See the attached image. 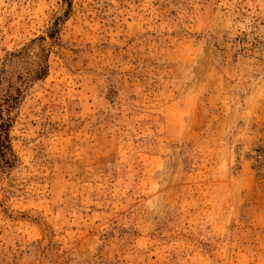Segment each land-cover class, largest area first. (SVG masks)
I'll return each instance as SVG.
<instances>
[{
	"label": "rangeland",
	"instance_id": "rangeland-1",
	"mask_svg": "<svg viewBox=\"0 0 264 264\" xmlns=\"http://www.w3.org/2000/svg\"><path fill=\"white\" fill-rule=\"evenodd\" d=\"M0 91V264H264V0H0Z\"/></svg>",
	"mask_w": 264,
	"mask_h": 264
},
{
	"label": "trees",
	"instance_id": "trees-1",
	"mask_svg": "<svg viewBox=\"0 0 264 264\" xmlns=\"http://www.w3.org/2000/svg\"><path fill=\"white\" fill-rule=\"evenodd\" d=\"M44 72L43 70L38 77H42ZM15 100L10 93L0 91V176L15 168L19 161L13 151L10 137V115Z\"/></svg>",
	"mask_w": 264,
	"mask_h": 264
}]
</instances>
